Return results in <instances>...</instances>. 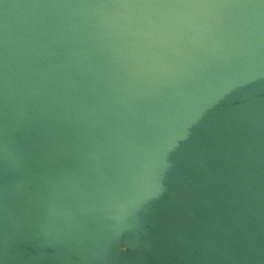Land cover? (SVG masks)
Returning <instances> with one entry per match:
<instances>
[{
  "label": "water",
  "instance_id": "95a60500",
  "mask_svg": "<svg viewBox=\"0 0 264 264\" xmlns=\"http://www.w3.org/2000/svg\"><path fill=\"white\" fill-rule=\"evenodd\" d=\"M0 264H264V0H0Z\"/></svg>",
  "mask_w": 264,
  "mask_h": 264
}]
</instances>
